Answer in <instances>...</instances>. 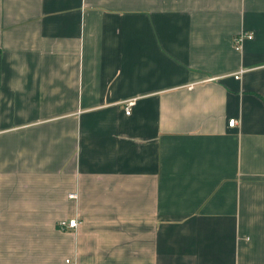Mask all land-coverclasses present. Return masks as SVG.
Wrapping results in <instances>:
<instances>
[{
    "label": "crops",
    "instance_id": "obj_1",
    "mask_svg": "<svg viewBox=\"0 0 264 264\" xmlns=\"http://www.w3.org/2000/svg\"><path fill=\"white\" fill-rule=\"evenodd\" d=\"M0 264H264V0H0Z\"/></svg>",
    "mask_w": 264,
    "mask_h": 264
},
{
    "label": "built area",
    "instance_id": "obj_2",
    "mask_svg": "<svg viewBox=\"0 0 264 264\" xmlns=\"http://www.w3.org/2000/svg\"><path fill=\"white\" fill-rule=\"evenodd\" d=\"M253 38V34L249 33V32H240L237 35H235L233 37V45L235 46V48H239L241 43L243 41H245L246 39H252ZM238 77V76H237ZM133 104V102H128L126 107H125V113L129 114L130 110H131V105ZM235 124H237V121L235 119H230L228 121V125L229 126H234ZM77 195L75 193H71L69 195V197L71 198H75ZM78 220L76 218H71V219H61L57 222V226L59 229H66V228H75L78 225ZM67 263H69V259L66 260Z\"/></svg>",
    "mask_w": 264,
    "mask_h": 264
}]
</instances>
